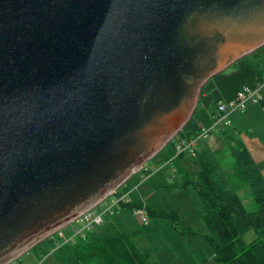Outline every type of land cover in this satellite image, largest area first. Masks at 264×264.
<instances>
[{
	"label": "water",
	"instance_id": "water-1",
	"mask_svg": "<svg viewBox=\"0 0 264 264\" xmlns=\"http://www.w3.org/2000/svg\"><path fill=\"white\" fill-rule=\"evenodd\" d=\"M264 48V0H0V264L105 201Z\"/></svg>",
	"mask_w": 264,
	"mask_h": 264
},
{
	"label": "trees",
	"instance_id": "trees-1",
	"mask_svg": "<svg viewBox=\"0 0 264 264\" xmlns=\"http://www.w3.org/2000/svg\"><path fill=\"white\" fill-rule=\"evenodd\" d=\"M248 55L226 71L209 80L200 93L199 106L212 113L219 103L234 100L244 87H256L264 82V67ZM264 105V101L262 102ZM202 127L192 118L179 133L182 138L197 136ZM235 161L233 172L226 175L218 161L207 150L199 151L196 158L201 171L195 178L185 177L180 185H164L169 189L192 190L199 196L203 221L208 229V240L215 261L223 264H264V176L244 140L231 129L220 132ZM171 143L174 144V141ZM151 179V178H150ZM244 186L252 190L258 209L248 211L238 192ZM122 207L134 210L143 204L131 203ZM149 217L174 223L179 231L177 214L147 207ZM255 231L251 242L245 236ZM132 234L125 231L119 217H107L104 224L86 239L56 248L55 240L48 238L49 254L55 264H153L146 249H138L132 243ZM202 264H212L205 261Z\"/></svg>",
	"mask_w": 264,
	"mask_h": 264
},
{
	"label": "rangeland",
	"instance_id": "rangeland-1",
	"mask_svg": "<svg viewBox=\"0 0 264 264\" xmlns=\"http://www.w3.org/2000/svg\"><path fill=\"white\" fill-rule=\"evenodd\" d=\"M251 57L264 67V48ZM194 117L205 128L210 127L213 121L212 116L210 117L208 110L203 106L197 109ZM236 117L239 124L233 123ZM231 121L233 123L231 131L239 135L245 143L248 144L247 141H252L257 136L264 138V105L248 104L245 112L237 113ZM204 150L215 157L224 174H232L235 161L221 134H213L208 140H202L198 152ZM145 166L147 171L132 176L119 189V193L127 195L133 203L143 204L146 213L147 207H151L177 214L179 231L174 228L172 221L149 217V222L144 224L134 214V210L117 207L116 214L125 231L132 234V243L138 249L148 250L153 264H202L205 261L223 264L215 261L213 250L206 239L208 229L202 218V203L197 193L192 190L164 187V185H180L185 181V177L190 179L197 177L201 171L198 158L192 157L190 153L177 156L174 144L170 143ZM237 192L248 211L253 212L258 209L249 186H244ZM76 227L77 225L72 223L62 231L69 236L75 232ZM255 238V231L245 236L247 242ZM15 264H55V262L49 256L47 243L42 242L19 257Z\"/></svg>",
	"mask_w": 264,
	"mask_h": 264
},
{
	"label": "built area",
	"instance_id": "built-area-1",
	"mask_svg": "<svg viewBox=\"0 0 264 264\" xmlns=\"http://www.w3.org/2000/svg\"><path fill=\"white\" fill-rule=\"evenodd\" d=\"M263 101L264 82L259 83L253 88L244 87L238 92L234 100L219 103L217 109L211 115L213 121L210 127H202L200 133L190 139L182 138L178 135L173 140L177 156L190 153L192 157L196 158L198 155V147L202 140H208L213 134H219L229 128L232 124V115L237 112H245L248 104H262ZM142 171H147L145 166L139 172ZM131 203L132 200L127 195H123L119 193V190H116L105 201L82 214L79 218L72 222L77 225L73 234L67 236L62 231L64 229L63 228L51 235L49 238L55 240L56 248H60L64 244L74 243L79 239H86L88 233L102 226L107 217L116 215L115 208ZM143 208L144 207L134 209V214L141 220L142 223L147 224L150 218ZM51 254L52 253H50L49 256H51ZM16 261L12 264H15Z\"/></svg>",
	"mask_w": 264,
	"mask_h": 264
},
{
	"label": "crops",
	"instance_id": "crops-1",
	"mask_svg": "<svg viewBox=\"0 0 264 264\" xmlns=\"http://www.w3.org/2000/svg\"><path fill=\"white\" fill-rule=\"evenodd\" d=\"M255 105H259V104H255ZM260 105L263 106V104H260ZM203 107H205V106H203ZM205 108L208 110L210 117H211L212 112L207 107H205ZM237 113H240V112H237ZM237 113H234L232 115V117L235 116ZM232 117H231V119H232ZM233 123L239 124L238 117H236L234 119ZM233 123L231 124V126L228 129H231ZM199 126L202 127L200 125V123H199ZM247 142H248V144L245 143L246 147L248 148V150L251 153L252 157L254 158L255 162L260 166L262 174L264 176V138L262 136H257L255 138H253L252 141L249 140ZM145 168H146V166H145Z\"/></svg>",
	"mask_w": 264,
	"mask_h": 264
}]
</instances>
